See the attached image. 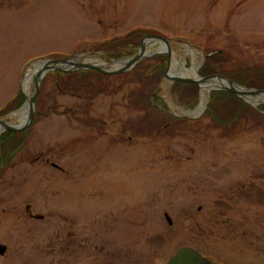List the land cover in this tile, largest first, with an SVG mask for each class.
I'll use <instances>...</instances> for the list:
<instances>
[{"label":"rangeland","instance_id":"374dc122","mask_svg":"<svg viewBox=\"0 0 264 264\" xmlns=\"http://www.w3.org/2000/svg\"><path fill=\"white\" fill-rule=\"evenodd\" d=\"M134 29L170 41L167 73L199 76L205 52L220 51L221 71L263 76L237 85L264 89V0H0V110L25 98L0 119L20 124L29 64L131 57L100 47ZM140 40L134 54H164ZM164 74L150 105V80L63 94L44 76L20 148L9 162L0 150V264H166L181 246L213 264H264V104L236 96L257 112L214 118L209 92L196 114L200 87L197 105H182Z\"/></svg>","mask_w":264,"mask_h":264},{"label":"trees","instance_id":"16d2710c","mask_svg":"<svg viewBox=\"0 0 264 264\" xmlns=\"http://www.w3.org/2000/svg\"><path fill=\"white\" fill-rule=\"evenodd\" d=\"M145 32L141 29H134L128 31L126 34L109 40L102 44L100 50L102 51L104 57H108L110 59H118L120 57L126 55H134V48H137L141 42V38L145 37ZM149 35V34H148ZM210 52H205V61L198 71V75L200 77H208L211 75H221L225 78L229 79L233 83L239 84L244 87H250L251 84L247 83L248 81H254L259 79L262 84L263 76L257 78L259 76L258 69L254 67H247L244 66L241 70L238 68L237 70L242 72H237L236 74L227 73L221 71V67L223 65L229 64L230 57L223 54V52H216L209 55ZM167 56L165 54H156L154 55L150 61L145 58L139 60L134 67L129 70V72H124L121 74H114L108 75L103 74L93 70H78V71H69V72H60V71H53L52 73L49 72L46 75L49 77H53L55 80V90L59 93H71V94H78L82 90H87L88 92H94L97 86H101L103 80H110L111 78H119V77H130L131 79L137 80H150L153 83L155 91L149 92L147 98L145 97V104L150 105L149 98L154 101H158L157 97L155 96L156 90H158V84L163 76V72L166 67ZM232 67H235L234 63L230 64ZM244 70V72H243ZM45 75V76H46ZM257 75V76H256ZM45 80V78H44ZM43 80V82H44ZM41 81V84L43 83ZM40 84V88H41ZM260 84V85H261ZM255 88L262 89L264 86L261 87L255 86ZM39 88V91H40ZM153 89V90H154ZM172 94H175L178 98V101L185 106L194 107L198 103V92L199 88L198 85L194 83H181L175 82L171 87ZM264 90V89H262ZM39 96V92L36 95L34 108H36L37 99ZM20 97V99H18ZM20 100H25L24 96L19 92L13 101H10L5 108L0 110V116L4 115L9 109L8 107L12 106L15 103V108H18L21 104ZM237 108V111L241 113L248 112L249 114L253 113L246 104H242L241 100L237 98L235 95L226 92V91H211L209 94V101L206 107V110L210 115L212 114L213 117H217L223 108L226 107ZM260 109V106H258ZM255 111V110H254ZM257 112V111H255ZM36 114V113H35ZM35 116V115H34ZM23 132H8L4 131L0 135V150L9 149L6 152V162H9L13 154L20 148L23 139Z\"/></svg>","mask_w":264,"mask_h":264},{"label":"water","instance_id":"95a60500","mask_svg":"<svg viewBox=\"0 0 264 264\" xmlns=\"http://www.w3.org/2000/svg\"><path fill=\"white\" fill-rule=\"evenodd\" d=\"M144 38H150L154 41H160L162 42L165 46L166 49L162 51V53L167 55V67H166V72L164 74V77H168L167 69L169 65V59L171 56V47H170V41L166 38H163L158 35H148L145 36ZM143 38V39H144ZM77 57V56H76ZM144 57V48L143 44H141L139 50L132 55L131 57L125 58V59H120V60H115L113 62L121 61V60H128L127 65L124 68L117 69V70H104L94 64H89L86 62H79L78 64H75L72 68H61L58 66H51L48 67L47 69L41 70L43 72H39L37 76L34 78V83H35V88L32 96L26 99V104L28 107V115H27V120L23 123L20 124L19 126H9L7 124L4 125L3 131H8V132H20L24 131L29 124L33 120L34 116V102L36 95L39 92L41 80L44 78V76L47 74L48 71H60V72H69V71H78V70H93L97 71L103 74H108V75H114V74H120L129 71L134 67V65L141 60ZM74 58V57H73ZM72 58H63V59H49L47 61H43L44 64L46 65H52V64H59V63H66L69 62V60ZM197 76V75H196ZM219 79L225 81L229 86L228 87H219L215 88L214 90H221V91H226L229 92L239 98L242 97H254L257 95H262L264 96V91L263 90H255V89H246L243 88L229 79L225 78L224 76L221 75H211L208 77H199L197 78H189V77H174L170 78L172 82H181V83H194L199 86L200 82H206L210 79ZM200 87V86H199ZM248 101V100H247ZM264 104V103H262ZM24 107V106H23ZM0 122H2V119H0ZM166 220L168 223H170V219L167 215H165ZM6 252V247L2 244H0V256L4 255ZM166 264H213L210 260L205 258L204 256L201 255V253L189 246H181L179 247L176 252L170 256L166 262Z\"/></svg>","mask_w":264,"mask_h":264},{"label":"bare ground","instance_id":"6f19581e","mask_svg":"<svg viewBox=\"0 0 264 264\" xmlns=\"http://www.w3.org/2000/svg\"><path fill=\"white\" fill-rule=\"evenodd\" d=\"M149 42L150 43L151 42L152 43H159V48H158L159 51H163L166 49V46L160 41L150 40V41H148L147 45L150 44ZM82 59H83V62H86L89 64H94V65H96V66H98L104 70H108V71L124 68L128 62V60H121V61H117V62H112L110 64H105L103 62L98 61L95 58H91L88 56H85V57L84 56H77V57L70 59L69 62L52 64V65H46V64H44L43 61H38V62L31 63L27 66V68L24 72V75H23V84L28 87L29 84L34 81V78L37 76V74L39 72H43L41 70L47 69L48 67L58 66L61 68H72L75 64H78L80 62V60H82ZM195 70H196V68L193 67L191 69V71L183 72L180 74H174L171 70H169V72H168L169 78L168 79L170 80V78H174V77H178V76L197 78V76L195 75ZM199 86H200V100H199L200 102H199V105L195 111L196 114H200L204 110L206 103H207L206 95L209 92H211V90H213L215 88H219V87H228L229 85L223 80H219V79L214 78V79H210L206 82H200ZM29 97L30 96H28V98ZM250 98H251L250 100L256 105L264 103V96H262V95H257V96L250 97ZM27 115H28V107H27V104H25L24 107L19 112H15L11 116L17 117L20 121V124H23L27 120ZM5 124H7L9 126H15L14 124L3 119L2 122H0V133L4 129ZM19 125H17V126H19Z\"/></svg>","mask_w":264,"mask_h":264}]
</instances>
